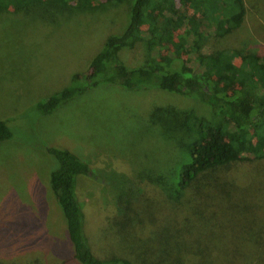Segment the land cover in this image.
<instances>
[{"label":"trees","instance_id":"obj_1","mask_svg":"<svg viewBox=\"0 0 264 264\" xmlns=\"http://www.w3.org/2000/svg\"><path fill=\"white\" fill-rule=\"evenodd\" d=\"M113 1L121 0H0V9ZM243 28L258 44L247 45ZM138 43L146 59L124 65L118 52ZM99 85L190 97L214 120L186 118L200 139L176 166L169 193L160 179H144L136 193L119 189L91 222L76 194L87 165L66 149L45 147L48 186L70 246L59 264H264V0H130L123 31L107 36L87 70L35 110L48 115ZM11 136L0 120V141Z\"/></svg>","mask_w":264,"mask_h":264},{"label":"rangeland","instance_id":"obj_2","mask_svg":"<svg viewBox=\"0 0 264 264\" xmlns=\"http://www.w3.org/2000/svg\"><path fill=\"white\" fill-rule=\"evenodd\" d=\"M130 0L79 9L44 4L0 9V120L12 136L0 141V264H59L70 256L64 220L48 186L52 161L45 147L66 149L89 169L76 194L89 222L110 209L119 189L136 193L144 179H160L169 193L175 169L200 139L188 116L213 121L197 100L145 88L99 85L40 115L35 104L83 73L107 36L128 23ZM239 33L258 44L252 29ZM212 46L208 42L202 51ZM128 67L146 59L142 43L120 50Z\"/></svg>","mask_w":264,"mask_h":264}]
</instances>
